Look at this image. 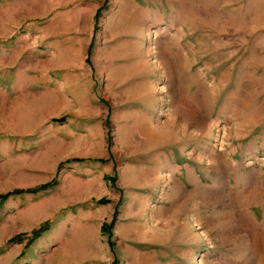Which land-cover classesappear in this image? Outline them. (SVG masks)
Instances as JSON below:
<instances>
[{
    "label": "rangeland",
    "instance_id": "1",
    "mask_svg": "<svg viewBox=\"0 0 264 264\" xmlns=\"http://www.w3.org/2000/svg\"><path fill=\"white\" fill-rule=\"evenodd\" d=\"M213 155L256 226L180 188ZM49 181L0 202V264H264V0H0V194Z\"/></svg>",
    "mask_w": 264,
    "mask_h": 264
},
{
    "label": "crops",
    "instance_id": "2",
    "mask_svg": "<svg viewBox=\"0 0 264 264\" xmlns=\"http://www.w3.org/2000/svg\"><path fill=\"white\" fill-rule=\"evenodd\" d=\"M150 74H148L149 76ZM139 110V109H137ZM151 110V108H150ZM140 111V110H139ZM137 112L139 114L140 112ZM144 112V111H143ZM144 116H147L149 118V114L146 113ZM146 117V118H147ZM181 158V156L179 157ZM223 157L213 155L212 157V165H214V169L218 170L216 171L218 173L215 174V172L208 174L204 171L196 162L188 161L187 159H182L181 162H184V165L182 168H179V176L182 178V180L178 181V184L180 185L181 189H192L193 187L197 186V189L204 190V191H211V193H207V198L213 200L216 202V198L223 197V193L220 192V190H224L225 193H227V197L230 198L233 206V210L240 212V214L243 213V208L246 211V215L249 216L250 221L252 222V226H256V222L258 219H256V208L248 209L247 206L249 205L248 200L252 199V202H255L256 199L259 197V181H261V177L258 175L257 171L252 172H246L248 174V177H246L245 182H241L238 180V175L241 174V171H237L236 169L230 168L228 165L227 167L222 168L220 166L221 161H223ZM168 163V160H167ZM194 168H193V167ZM221 171V172H220ZM217 177V178H216ZM244 178V176H242ZM190 178L192 180L190 181ZM252 182L251 186L247 187L245 186V183ZM249 188H251L249 190ZM202 199H205L202 197ZM231 202V201H230ZM230 211V210H229ZM259 236V238H262V246L259 245V251H254V256L259 257L261 255V249L264 248V236L260 233L256 234H250ZM258 239V237H256ZM251 240V239H250ZM252 244V242H251ZM253 247V246H252ZM255 248V247H254ZM220 254L225 255L226 253L228 255L231 254V250H220Z\"/></svg>",
    "mask_w": 264,
    "mask_h": 264
},
{
    "label": "trees",
    "instance_id": "3",
    "mask_svg": "<svg viewBox=\"0 0 264 264\" xmlns=\"http://www.w3.org/2000/svg\"><path fill=\"white\" fill-rule=\"evenodd\" d=\"M54 183V181H49L43 184H39L37 186L31 187V188H25V189H15V190H11L9 192H5L3 194H0V202L4 201L8 196L12 195V194H19V193H35L39 190H43L45 188H48L49 186H51ZM44 230V226L43 227H39L36 230H33L31 232V238L27 241V243L24 245V247H26L33 239H35L42 231ZM22 236H16L14 238H12L10 241H17L19 242V239Z\"/></svg>",
    "mask_w": 264,
    "mask_h": 264
},
{
    "label": "bare ground",
    "instance_id": "4",
    "mask_svg": "<svg viewBox=\"0 0 264 264\" xmlns=\"http://www.w3.org/2000/svg\"><path fill=\"white\" fill-rule=\"evenodd\" d=\"M253 243H254L253 245L255 247V251H259V241L256 237L253 239Z\"/></svg>",
    "mask_w": 264,
    "mask_h": 264
}]
</instances>
